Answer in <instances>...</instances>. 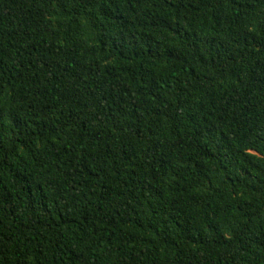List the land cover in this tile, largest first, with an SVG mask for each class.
<instances>
[{
	"label": "trees",
	"instance_id": "obj_1",
	"mask_svg": "<svg viewBox=\"0 0 264 264\" xmlns=\"http://www.w3.org/2000/svg\"><path fill=\"white\" fill-rule=\"evenodd\" d=\"M0 264H264V0H0Z\"/></svg>",
	"mask_w": 264,
	"mask_h": 264
}]
</instances>
